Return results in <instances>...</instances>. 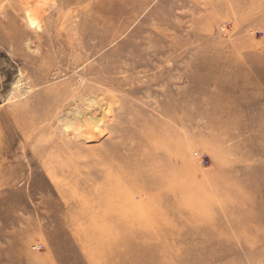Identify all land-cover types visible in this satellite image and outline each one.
<instances>
[{
    "label": "rangeland",
    "instance_id": "1",
    "mask_svg": "<svg viewBox=\"0 0 264 264\" xmlns=\"http://www.w3.org/2000/svg\"><path fill=\"white\" fill-rule=\"evenodd\" d=\"M0 264H264V0H0Z\"/></svg>",
    "mask_w": 264,
    "mask_h": 264
},
{
    "label": "bare ground",
    "instance_id": "2",
    "mask_svg": "<svg viewBox=\"0 0 264 264\" xmlns=\"http://www.w3.org/2000/svg\"><path fill=\"white\" fill-rule=\"evenodd\" d=\"M101 122L102 118L96 119L95 117L85 116L84 119L65 120L62 124L64 125V128L70 129L73 138L78 140H89L92 137H96L100 133L99 131V133L97 131L96 133L95 130L99 129L98 126Z\"/></svg>",
    "mask_w": 264,
    "mask_h": 264
},
{
    "label": "built area",
    "instance_id": "3",
    "mask_svg": "<svg viewBox=\"0 0 264 264\" xmlns=\"http://www.w3.org/2000/svg\"><path fill=\"white\" fill-rule=\"evenodd\" d=\"M34 249H36V246H33Z\"/></svg>",
    "mask_w": 264,
    "mask_h": 264
}]
</instances>
